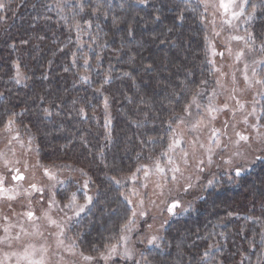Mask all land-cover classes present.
I'll return each mask as SVG.
<instances>
[{
    "label": "trees",
    "instance_id": "16d2710c",
    "mask_svg": "<svg viewBox=\"0 0 264 264\" xmlns=\"http://www.w3.org/2000/svg\"><path fill=\"white\" fill-rule=\"evenodd\" d=\"M255 1L252 27L262 39L264 0ZM0 3V124L20 119L45 159L71 157L95 171L99 187L83 217L81 239L101 249L131 215L111 179L166 142L169 120L173 126L209 76L202 5ZM97 94L115 110L105 128L87 124L101 102ZM192 200L184 214L168 220L159 247L145 250L148 264H263L264 162Z\"/></svg>",
    "mask_w": 264,
    "mask_h": 264
},
{
    "label": "rangeland",
    "instance_id": "374dc122",
    "mask_svg": "<svg viewBox=\"0 0 264 264\" xmlns=\"http://www.w3.org/2000/svg\"><path fill=\"white\" fill-rule=\"evenodd\" d=\"M190 1L199 2L202 5V24L210 64V73L205 80L207 84H202L201 96L198 99L202 105H207L208 97L212 96L215 90L213 104L219 107L227 102L229 109L217 114L215 121H209L205 114L204 124L192 131L190 125L198 119L196 110L193 109L191 117L185 116L184 124H178L175 121L172 126L175 132H169L164 144L153 147L147 153L146 158H140L139 162L133 168H129L128 172L111 179L119 186L120 199L131 213L123 225L129 220L133 223L129 226L131 231L124 229L122 225L118 232L113 233L115 234L113 237L107 236L106 243L100 247L101 249L98 246L90 249V246L88 248L81 239L84 231L83 217L91 207V202H88L87 198L91 197L92 200L99 187L95 171L87 164L71 157L63 158L62 161H57V158L45 159L46 152L42 149L39 140L33 132L31 134L22 129L20 119L18 121L10 117L2 122L0 124V177L3 178L4 187L14 189L19 194L14 200H8L6 197L0 198V238H13L10 243H0V264H28L25 259V248L31 251L29 246L37 249L33 258L39 259L43 256L46 264H148L145 250L157 247L149 245L147 241L152 236H157L160 238L157 243L160 244L170 218L184 214L186 212L184 209L190 208L194 201L192 199L196 195L210 190L222 181H235L238 177L234 171L236 166L244 167L245 170L241 173L243 175L256 165L257 161L253 163L256 156H264V85L255 83L256 79H264V72L255 63L264 60V50H262L264 36L260 39L254 35L252 25L255 14L251 20L247 19L248 15L253 12V6L256 11V1L247 0L244 12L238 18H233L231 13L240 10L237 5L242 0H236L228 13L219 7V0ZM232 36H241L244 39L232 40ZM241 51L243 56L237 60L236 55ZM221 53L223 55H220ZM246 64L248 65V81L244 79ZM253 68L257 70L256 77L252 76ZM17 74L21 79L22 74L20 72ZM96 96L101 98V102L93 107L87 124L92 126L95 123L96 128L98 125L105 128V124L109 123L115 110L112 105L108 106L107 97L101 94ZM184 115L183 111L180 116ZM245 118L247 123H245ZM9 119L14 121L10 132L4 131ZM224 120L229 121L228 136L221 137V139L223 143L229 145V149L224 153L217 150L216 155L213 156L214 163L209 166L207 165V154L200 144H204L205 148L208 147L211 129L213 127L222 129ZM233 124L234 128L231 126ZM237 132L249 136L250 140L247 144L241 142L239 150L244 155L235 158L233 164L228 165L221 160V156L226 160L231 152L236 150L231 142L237 139L235 135ZM17 133L18 137L13 139ZM173 135L182 138V144L174 151L163 155ZM193 141H196L195 146H193ZM181 149L189 153L188 164L183 161ZM169 157L180 167V171L175 173L176 180L174 181L172 180L173 173L168 170L172 167L167 163ZM199 159L205 160L202 172L196 167V161ZM157 161L161 167L165 168L164 173L156 170ZM145 165L147 169L142 167ZM138 168L140 171H137ZM16 169L23 173V180L12 179L13 175L17 174ZM45 169L54 173L56 179H49V176L45 174ZM145 170L148 171L147 176H145ZM58 180L64 183H57ZM210 180L212 184H209ZM32 184L43 188V193L33 190L30 187ZM189 184L192 185L190 188L187 187ZM72 193H76V205L84 206L83 211H79V215L75 214L78 208L64 207L69 202ZM141 200L143 204L140 203ZM50 201H55L51 207H49ZM174 201H179V207L170 213L168 207ZM28 210H32L35 217L39 219L29 221L23 215ZM133 211L136 213L135 216L132 214ZM45 212L51 219L64 226V235L59 239H62L66 246L73 245L72 252L67 251L65 247H57V234L60 229L49 223L44 216ZM141 212L145 214L140 215ZM68 216L71 217L70 221L67 220ZM5 228L8 229L7 232ZM21 228L25 231L22 232ZM18 233L20 238L16 240L14 237ZM121 237L127 239H121ZM112 245H116V253L107 260L103 259L101 254L108 255ZM41 246L47 248L48 251L40 252ZM126 248L131 252V258L124 256ZM84 257H92V259L86 260ZM262 263L264 264V248Z\"/></svg>",
    "mask_w": 264,
    "mask_h": 264
},
{
    "label": "snow or ice",
    "instance_id": "6c2138e0",
    "mask_svg": "<svg viewBox=\"0 0 264 264\" xmlns=\"http://www.w3.org/2000/svg\"><path fill=\"white\" fill-rule=\"evenodd\" d=\"M140 3H146L147 0H139ZM247 2V0H242V2L240 4H238L237 6L239 7V11H232L231 15L233 18H238L239 16H241L244 12V5ZM236 3V0H219V7L222 8L224 10L225 13H228L229 10L233 7V5ZM5 5L0 3V8H4ZM95 11V10H94ZM255 14V6H253V12L250 13L247 17L248 20H251L253 18ZM158 18V17H157ZM226 23H231L230 21H225ZM219 33H217L218 35ZM251 38V35H250ZM232 40H243L244 37L241 36H232L231 37ZM262 50H264V45H262ZM230 51V49H229ZM220 55H223V53H221ZM243 56V52H239L236 55V59L239 60L241 57ZM261 69L262 72H264V60L262 61H256L255 62ZM216 71H219V69H215ZM247 70H248V65H245V75H244V79L245 81L249 80V77L247 75ZM222 75H226L224 73H222ZM258 75L256 68L252 69V76L256 77ZM235 79V77L233 76V80ZM217 83L219 84V81H217ZM256 84L259 85H264V79H256L255 80ZM201 84H207V81H201ZM176 95V94H174ZM216 95L215 90H213L212 96L208 97V103L207 105H202L200 103V100L198 99V97L201 96V92L200 91H196L194 94L191 95V99L188 100L185 105H184V116H178L175 117L176 123L178 124H184L185 123V116L187 117H191L193 114V109L196 110V115L198 117V119H196V121L194 123H192L190 125V130L194 131L195 129H197L198 127L201 126V124H204L205 121V114L207 115V119L209 121H215L217 119V114L223 113L226 110L229 109V105L227 102H225L222 106H215L212 102L213 97ZM180 97L177 95V100L176 102L179 103ZM143 102V101H142ZM237 103L239 104V101H237ZM240 107L243 108V105L240 104ZM253 111H255V109H253ZM46 114H50L47 113V109H45ZM234 115V112H233ZM14 123V121L12 119H9L7 121V123L5 124L4 127V131H11V125ZM245 123H247V119L245 118ZM207 126V125H205ZM233 128L235 127V125H231ZM229 127V121L228 120H224L223 121V128L222 129H217L215 127H213L211 129V136L209 138V145L208 147L205 148L204 144H200L201 148H204L206 154H207V165H211L214 163L213 160V156L216 155L217 150L221 153L227 152L229 149V145L225 144L222 142L221 137H227L228 133H227V129ZM253 127H256L255 125H253ZM168 130L172 133L175 132V129L172 127V119L169 120L168 122ZM18 133L16 134V136H13V139H16L18 137ZM237 139L232 141V145L234 146V148L236 149L235 151L231 152V155L225 160L223 156H221V160L224 161L225 164L228 165H232L233 161L235 158L241 157L244 154L239 150L241 147V142L247 144L250 140V137L247 135H244L240 132H237L236 134ZM198 139V138H197ZM230 139V138H229ZM29 143H31V141H29ZM193 146H195L196 141H193ZM182 144V138L176 137L175 135H173L171 137V142L168 144L167 149L165 150V152L163 153V155H167L168 152L174 151L175 148L179 147ZM23 146V145H22ZM182 153H183V161L185 164H188V155L189 153L183 149H181ZM256 161H260V162H264V156H256L253 163H255ZM5 163L7 164V161H5ZM167 163L169 165H172L171 168H169L168 170L171 171L173 173L172 176V180H176V175L175 173L180 171V167L178 164H176L171 157L168 158ZM202 165H205V160L204 159H199L196 161V167L199 171H204V167H202ZM143 168L147 169V166H142ZM155 168L158 172L160 173H164L165 172V168L161 167L159 161L156 162L155 164ZM244 167L242 165L236 166L234 168L235 171V175L236 176H240L242 171H244ZM17 174L13 175L12 179L16 180V181H21L24 179L23 174H21L19 172V169L15 170ZM137 171H140V168L137 169ZM45 174L49 176V179H56L55 174L51 173L48 169H45ZM148 175V171L145 170V176ZM57 183H64V181H57ZM87 183V182H86ZM117 183H119V181H117ZM209 184H212V181H209ZM192 185L189 184L187 187L190 188ZM30 187L37 191L40 192L41 194L43 193L44 189L43 188H38L35 184L30 185ZM187 190V188L185 189V191ZM27 191V190H26ZM18 191H15L14 189L11 188H6L3 185V178L0 177V198L6 197L8 200H14L16 199V196L18 195ZM30 195V193H29ZM88 202H91V197H88ZM55 203V201H50L49 202V207L52 206V204ZM129 203H131V201H129ZM141 204H143V201H140ZM65 208L68 209H73L74 207L78 208V210L75 212L76 215H79V211H83V205H76V193H72L69 199V202L64 206ZM176 207H179V201H174L172 204L169 205L168 207V211L170 213L173 212V209H175ZM61 211H63V209H60ZM184 211H187V209H184ZM133 216L136 215L135 211H133ZM145 213L141 212L140 215H144ZM24 216L27 217V219L29 221L33 220V219H39L38 217H35V213L32 210H28L27 212H25L23 214ZM45 218H47L49 220V223L52 225H55L57 228L60 229L59 233L57 234L58 239H57V247H65L67 251L72 252L73 249V245H65L64 241L62 239H59V237H62L64 235V226H62L61 224H59L56 220L51 219V217L48 216V213L45 212L44 213ZM5 219H7V217H5ZM67 220L70 221L71 217L68 216ZM133 223L132 220H129L125 225H123L124 229H127L128 231H131V228L129 227L131 224ZM151 227V226H150ZM5 232L8 231L7 228L4 229ZM21 231L24 232L25 230L23 228H21ZM25 234H27L25 232ZM39 235H43V233H39ZM20 236L19 233L14 237V239L19 240ZM11 239L13 238H9V237H5V238H0V243H5L8 242L10 243ZM121 239H127L126 237H121ZM160 238L157 236H152L151 238L148 239L147 243L149 245H154L156 247H159V244L157 243V241ZM31 248V251H29V248H25V259H27L28 264H46V261L44 259L43 256H41L39 259H35L33 258L37 252V249L34 246H29ZM40 252L42 253H46L48 251L47 248H45L44 246H41V248L39 249ZM116 253V245H112L110 250H109V254L108 255H102V258L107 260L110 258V256L112 254ZM205 255H207V253H205ZM124 256L127 258H131V252L126 248L125 252H124ZM84 259L86 260H91L92 257H84Z\"/></svg>",
    "mask_w": 264,
    "mask_h": 264
},
{
    "label": "water",
    "instance_id": "95a60500",
    "mask_svg": "<svg viewBox=\"0 0 264 264\" xmlns=\"http://www.w3.org/2000/svg\"><path fill=\"white\" fill-rule=\"evenodd\" d=\"M21 174H23V173H21Z\"/></svg>",
    "mask_w": 264,
    "mask_h": 264
}]
</instances>
